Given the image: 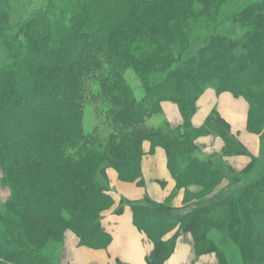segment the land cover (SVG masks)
Instances as JSON below:
<instances>
[{
  "label": "trees",
  "instance_id": "1",
  "mask_svg": "<svg viewBox=\"0 0 264 264\" xmlns=\"http://www.w3.org/2000/svg\"><path fill=\"white\" fill-rule=\"evenodd\" d=\"M229 1L47 0L24 21L7 42L9 59L0 70V167L10 190L1 207L0 264H59L48 253L58 258L67 232L81 247L105 250L111 237L101 219L113 204L105 171L141 184L145 142L165 151L189 202L198 199L182 209L173 207L174 194L160 204H131L134 227L153 247L145 264H164L182 233L190 234L197 255L213 253L219 264H231L223 239L238 249L233 264H264V170L215 200L227 175L236 183L253 162L241 176L216 168L199 157L197 139L220 137L223 156L242 148L217 112L198 128L191 124L206 90L226 92L247 102V130L264 141V0L233 14L238 37L212 36L189 52L191 23L204 18L207 28ZM129 71L143 92L139 99ZM164 101L177 106L176 128L148 125ZM87 103L96 120L108 122L107 139L99 126L84 133Z\"/></svg>",
  "mask_w": 264,
  "mask_h": 264
},
{
  "label": "crops",
  "instance_id": "2",
  "mask_svg": "<svg viewBox=\"0 0 264 264\" xmlns=\"http://www.w3.org/2000/svg\"><path fill=\"white\" fill-rule=\"evenodd\" d=\"M241 32L236 25H222L221 33L233 37ZM173 104V106L169 105ZM227 124L229 135L242 148L238 155L223 156V141L216 135L197 139L196 144L202 158L212 160L234 175L241 173L251 161H263V141L257 135L247 130L248 105L242 98L231 94L217 93L212 89L206 90L197 100L196 110L191 119L193 127L198 128L212 112ZM166 115V122L172 126L181 124V117L174 103H163L160 114ZM141 159V184L122 182L115 171L107 170V186L113 200L112 207L102 215L101 228L110 235L111 241L105 250H92L78 245L76 237L68 233L58 254L59 264H145V257L151 252L152 244L140 233L132 223L130 206L132 203L148 199L154 204H160L174 194L173 207L180 209L185 205V192L177 189L167 167L165 151L161 148L144 147ZM227 178H230L228 180ZM232 176L227 175L216 189V198H221L232 191L234 183ZM121 207V212L117 209ZM73 235V234H72ZM167 236L166 238H169ZM164 264H219L213 253L197 255L194 242L189 234L178 236L174 251Z\"/></svg>",
  "mask_w": 264,
  "mask_h": 264
},
{
  "label": "rangeland",
  "instance_id": "3",
  "mask_svg": "<svg viewBox=\"0 0 264 264\" xmlns=\"http://www.w3.org/2000/svg\"><path fill=\"white\" fill-rule=\"evenodd\" d=\"M47 0H0V70L2 66L8 61L9 55L8 51L6 48L7 42L12 41L11 39L16 38V33L20 29V26L24 23V21L28 20L32 13L35 10L40 9ZM255 1L259 0H230L226 4H224L220 10L219 13L216 17V20L212 23H210L207 28L205 27L206 19L200 18L196 21H193L191 23V26L188 31V36H189V52H196L202 47H204L207 44L208 38L212 36H222V37H227L224 36L221 33V27L222 25H236L239 27L237 24L230 22L231 17L233 14L239 10L240 7L254 3ZM239 29H241L239 27ZM206 35V36H204ZM240 35V32L233 36V37H228V38H234L238 37ZM15 36V37H14ZM207 37V39H206ZM9 45H7L8 47ZM187 57H184L186 59ZM181 63H176V68L180 67ZM128 77V82L131 85V87L134 89V94L137 99L141 98L143 95L142 90L139 87V82L136 78V76L129 71L127 74ZM162 78H158L156 82H160ZM173 103L171 101H164L161 103ZM197 103V102H196ZM175 104V103H174ZM101 107L103 106L100 104ZM98 104V107H100ZM161 105H160V111H161ZM171 105V104H169ZM176 105V104H175ZM173 106V104L171 105ZM160 111L156 114H154L149 120H148V125L153 126L155 128L157 127H163L164 123H167L166 120V115L163 113V115L160 114ZM98 113L95 111V106L93 104L87 103L85 108H84V117H83V130L85 134H89L94 129L96 126H99L100 133L102 134V137L104 139H107L108 135L112 132L111 128L108 126V122L105 121L104 117L100 115V120H96V116ZM101 117L102 120H101ZM97 123V124H96ZM168 125L171 128H176L178 126H172L168 123ZM148 143L145 142L142 145V149L144 151L145 145ZM145 153V151H144ZM263 155H264V141H263ZM202 158L201 156H199ZM203 159V158H202ZM207 159V158H205ZM253 162V166L251 170L245 174L241 180L235 183L233 179L231 181L234 183L232 187V191L229 194H226L224 196H221V198H227L235 193H237L240 189H242L246 184H248L251 180L255 179V177H258L260 173L263 172L264 170V160L263 161H251ZM216 168L222 170L223 167L216 164ZM107 170H113L111 168H108ZM106 170V171H107ZM105 171V174H106ZM114 171V170H113ZM230 180V178H227ZM106 183H107V176H106ZM10 197V190L7 186H4L2 183V171L0 167V215L3 213V205L7 202L8 198ZM221 198H216L215 200H220ZM196 199L195 201H197ZM190 200L185 199V205H183L180 209H182L185 206H191L193 204H197L195 201L194 202H189ZM3 206V207H2ZM2 207V208H1ZM70 233L67 232L66 235ZM187 234V233H186ZM190 235V234H189ZM71 237H75V235H70ZM2 238L0 237V248L5 247V243L1 240ZM222 247L225 249V254L231 264L234 263V261H237V248L234 244H232L229 240L223 239L222 243H220ZM61 249V248H60ZM60 252V251H59ZM49 258L54 259L55 261H58V258L56 257L55 253L53 251L48 253ZM53 261V260H52ZM57 262V263H58Z\"/></svg>",
  "mask_w": 264,
  "mask_h": 264
}]
</instances>
